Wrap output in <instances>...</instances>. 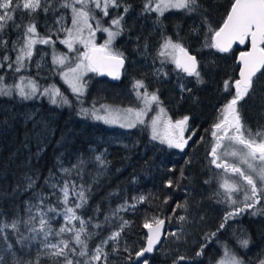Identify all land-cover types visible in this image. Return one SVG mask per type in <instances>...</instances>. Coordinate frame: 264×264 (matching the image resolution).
I'll list each match as a JSON object with an SVG mask.
<instances>
[{
    "label": "trees",
    "instance_id": "trees-1",
    "mask_svg": "<svg viewBox=\"0 0 264 264\" xmlns=\"http://www.w3.org/2000/svg\"><path fill=\"white\" fill-rule=\"evenodd\" d=\"M63 2L41 0L42 8L47 3L48 12L38 10L30 14L28 10L18 9L15 23L20 28L9 21L0 33V37L7 41L0 48V61L6 53L15 59L16 52L12 50V45L16 42L20 46L24 27L33 22L39 36L51 35L52 40L57 41L55 52L67 56V49L59 43L61 37L51 31L58 17L65 16L68 22L72 19L71 10L60 7ZM233 2L198 0L197 11L171 10L158 22L155 12L141 14L145 0H124L125 4L131 5V9L124 17V34L116 38L114 47L124 54L126 70L115 81L91 72L86 76V94L79 101L61 75L72 62H66L63 68L53 64V47L50 45L37 43L31 63L20 73L8 70L7 65L0 69V74L5 76V84L19 83L21 75L31 77L42 88L56 86L71 102L70 107H58L46 97L24 101L15 94L11 98L0 97V255L4 256L7 264H16L17 261L28 264L37 259L39 264H53L52 259L44 255L43 233L29 230L33 226L39 228L38 223H25L28 220L26 204L35 203L33 192H49L44 181L50 171L59 175L58 162L71 166L80 156L89 158L104 150L105 159L109 162L107 171L97 183L91 184L87 205L77 210V214L86 221L92 218L89 231L97 233L89 241L90 253L118 223L113 220L111 225L106 224L104 217L111 209L128 202L136 207L120 213L129 221V227L121 234V248L126 244L133 257L137 250L146 245L145 221L163 219L167 221V233L175 232L179 237L166 235L161 247L146 256L149 264H173L180 256L186 259L178 261V264H218L223 258L225 245L244 264H259L264 259V198L255 208L228 220L224 228L217 231L224 216L234 206L219 202L220 197L216 195L217 192H224L221 185L230 172L212 163L210 152L215 140L211 133L221 115L220 109L235 94L234 82L239 79L240 69L238 57L240 52L249 49L250 44L235 46L229 52L222 53L204 47V42L209 35L208 25L218 30ZM94 12L104 27L109 26V20L115 14L113 9L109 10L108 17H102L99 10ZM98 33V42H101L107 34ZM162 33L173 41L179 37L184 46L198 57L199 71L204 81L202 84H198L193 77L178 79L177 72L173 71L175 66L170 63L163 69L168 73L167 77L155 74L156 69L161 67L157 54ZM37 62L40 68L36 67ZM261 72L264 73V69ZM136 80H143L148 91H157L162 105L172 118L179 120L185 115L190 117V127L195 131V136L184 150L153 141L147 124L122 129L78 115L81 101L83 107L99 106L104 102L140 105L133 92ZM180 83L191 92L182 93ZM237 107L242 123L251 129L253 135L258 131L264 133V75L259 73L253 78L252 89ZM225 159L222 157V160ZM97 170L95 164L88 165L84 177L86 186L90 181L88 173L94 175ZM181 172L184 178H181ZM26 176L36 181L34 188L28 191H25ZM238 179L241 181L240 177ZM169 180L172 187L167 186ZM255 181L257 188H260V180ZM140 196L145 197L143 202L138 203L133 199ZM241 197L243 193H237L234 199L239 202ZM97 207L99 212L95 211ZM252 212L256 214H250ZM180 216H184L185 220L180 221ZM14 220L18 221V230L10 226ZM61 223L62 218L53 221V229H58ZM97 223L102 227L93 228L92 225ZM214 232L216 236L207 242L203 255L197 256L196 253L206 243V236ZM21 236L29 239L21 242ZM244 238L250 239L247 249L238 242ZM57 239L49 237L52 242ZM111 249L112 244L109 243L105 248L109 253L107 264H141L135 258L128 260V254L122 250L113 253Z\"/></svg>",
    "mask_w": 264,
    "mask_h": 264
},
{
    "label": "snow or ice",
    "instance_id": "snow-or-ice-1",
    "mask_svg": "<svg viewBox=\"0 0 264 264\" xmlns=\"http://www.w3.org/2000/svg\"><path fill=\"white\" fill-rule=\"evenodd\" d=\"M60 7L71 10L72 27L65 28L63 26L64 17L61 16L57 21L61 26L56 30L55 34L58 36L61 32L66 33L67 38L59 40V43L66 45L69 51H77L78 53L75 66L68 67L67 71L61 72V75L79 101L87 90V81L84 80V76L87 73L107 74L113 79H120L121 69L125 64V57L122 52L113 48V43L117 37L124 34L123 21L131 9V5L125 4L124 0H64ZM198 7V0H145L141 14L155 12L159 22L160 18L170 10H185L187 13H192L197 11ZM18 9L28 10L30 14L38 10L49 11L47 3L42 8L41 0H24V2H21V0H0V33L7 27V22L9 21L13 22L14 27L20 28V25L15 23V12ZM110 9L115 10V14L109 20V26L104 27L101 24V20L97 19L94 10H99L102 17H108ZM120 9H123V11L121 12ZM93 23L95 27H93ZM205 23H207L206 20ZM98 31L107 33V39L100 45L95 43V34ZM85 32H87L86 37L84 35ZM208 33L204 47L216 49L222 53L229 52L234 44H250L249 51H242L239 54L242 68L239 72L240 79L234 82L235 94L220 109L221 115L218 122L213 125L211 133L215 138V143L210 152L213 157L212 163L217 168L237 174L241 178V182L232 184L225 180L221 187L226 191L216 193L220 197L219 202H226L229 206H234L224 216L223 223L217 229L219 231L224 228L228 220L255 208L260 203L261 198H264V133L258 131L253 135L251 129L246 128L242 123L237 107L238 103L252 89L253 78L257 76V73L264 75L261 72L264 69V0H234L223 25L218 30H214L211 25H208ZM23 37L20 46H17L16 42L12 45V50L16 52L15 59H12L6 53L2 61H0V69H4L5 65H7V69L15 73L26 70L31 63L34 46L37 43L52 46L53 64L58 65L60 68L65 66L68 57L55 52L54 45L57 41L52 40L51 35L40 37L34 22L24 27ZM74 43L83 45L85 50L79 52L78 49H74ZM6 44L7 41L0 37V48ZM144 47L146 49L147 44ZM157 56L161 67L156 69V75L167 77L168 73L163 71V69L166 64L170 63L175 66L173 71L177 72L178 79L183 80L186 77H193L198 84L204 82L199 71V61L195 55L189 52L179 37H177L176 41H173L170 36L162 33V43ZM26 60L28 61L27 64L25 63ZM36 67L40 68L39 62H37ZM18 79L19 83L5 84V76L0 74V97L11 98L15 94L22 101L46 97L51 104L58 107L71 106V102L56 86L52 85L42 88L35 79L23 75L19 76ZM179 88L182 93L191 92V89L185 88L183 83L179 84ZM141 89H143V92L140 91ZM225 90H228L227 81L225 82ZM133 92L143 107L139 109L131 107L113 108L108 105H101L100 108L95 105L83 107L81 101L78 115L85 119L91 118L96 121H102L106 125L118 126L122 129H133L138 125H145L144 117L151 110V106L153 104L159 106L162 102L157 91L150 93L147 90L143 80L134 82ZM164 111L163 107H159L158 114L151 119V139L153 141L158 140L160 144H166L169 148L183 150L187 146L188 141L195 136V131H192L185 138L190 117L185 115L182 119L175 122L171 118L162 121L161 114ZM161 128L163 129L162 131ZM245 133H247V136ZM225 139L234 145L241 146V149L239 151L226 152L222 155L238 156L243 163L248 165V169L251 170L252 174H248L241 168L229 164L227 160H222V155L218 154L217 150L221 148L222 141ZM105 156L106 150L99 154L94 153L89 158L80 156L71 166H64L58 162L57 171L59 175L50 171L49 176L44 181L49 192L47 194L42 191L33 192L35 203L28 202L26 204L28 220L25 223L26 225L33 222L38 223L39 228L33 226L29 230L43 233L42 247L45 250L44 255L50 257L53 264H100L101 261L107 264L109 253L105 251V248L109 243L112 244L111 251L113 253L122 250L128 254V260L135 258L140 260L141 264H149L145 254L152 253L156 249V246L161 243L162 235H171L179 239L175 232H162V226L165 223L163 219L155 218L153 222L145 221L143 227L148 229L149 232L147 244L137 250L133 257L130 248L126 244L121 248V234L126 227H129V221L125 220L120 213L134 210L136 207L135 204L125 202L118 205L115 209H111L109 214L104 217L106 224L111 225L113 220L118 223L115 229L102 239L91 250V253L89 252V241L97 233L89 231L92 218L89 217L86 221L82 215L77 214V210L87 205L92 191L91 184L97 183L99 178L106 173L109 162L105 159ZM255 161L259 162V167L254 166L253 162ZM89 164H95L98 170L94 175L88 173L90 181L86 186L84 177ZM253 174L260 180V188H257ZM181 178H184L183 172H181ZM25 179L27 180L25 191L33 189L36 181L31 176H26ZM205 183H208V181H205ZM167 186H173L171 180L167 182ZM234 193H243V198L238 202L233 198ZM133 199L139 203L143 202L145 197L140 196ZM177 207H180V205H177ZM95 211L99 212V207ZM257 211H260V209H257ZM250 214L255 215L256 213L252 212ZM60 218H62L61 226L54 230L52 222ZM178 219L184 221L185 217L180 216ZM17 225L18 221L14 220L10 226L18 230ZM4 227H8V225H4ZM92 227L98 229L102 226L97 223L92 225ZM53 236L58 238L56 242L49 240V237ZM215 236V232L206 236V243L196 253L197 256L203 255L207 242ZM20 239L23 242L29 238L21 236ZM31 239L34 240L35 237H31ZM238 242L242 248L247 249L250 239H239ZM142 257L144 258L143 260H141ZM185 259L186 257L180 256L173 261V264H178V261ZM0 264H7L3 255H0ZM16 264H22V262L17 261ZM28 264H39V259L34 262L30 261ZM218 264H244V261L225 245L223 258L218 261ZM259 264H264V259H261Z\"/></svg>",
    "mask_w": 264,
    "mask_h": 264
},
{
    "label": "rangeland",
    "instance_id": "rangeland-1",
    "mask_svg": "<svg viewBox=\"0 0 264 264\" xmlns=\"http://www.w3.org/2000/svg\"><path fill=\"white\" fill-rule=\"evenodd\" d=\"M22 2H24V0H22ZM77 7H79V5H77ZM173 10H176V9H173ZM171 11V10H170ZM169 12V11H168ZM168 12H166V13H168ZM165 13V14H166ZM157 14V13H156ZM64 17V20H63V26L65 27V28H71L72 27V24H71V21L70 22H68V21H66V17L65 16H63ZM60 19V17H58L57 18V20H56V22H55V25H54V27L51 29V31L52 32H54V33H56V30L61 26L60 24H58L57 23V21ZM93 27H95V24L93 23ZM107 34V33H106ZM59 35V37H61L60 38V40H62V39H65V38H67V36H66V33H64V32H61V33H59L58 34ZM84 35H85V37L87 36V32H85L84 33ZM98 35H99V33L98 32H96V34H95V43L97 44V45H100V44H103L104 43V41L107 39V35H105V36H103L102 38H103V40L101 41V42H98ZM65 46V48L67 49V47H66V45H64ZM113 48L115 49V47H114V43H113ZM74 49H78L79 50V52H83L85 49L83 48V45H81V44H79V43H74ZM67 51H68V53H67V57H68V60H67V62H72V63H70L69 65H68V67H74L75 66V62H76V57H77V55H78V53H77V51H69L68 49H67ZM60 53V52H59ZM68 67H66L65 68V70L64 71H67V69H68ZM91 72H89V73H87L85 76H84V80L86 81V76L88 75V74H90ZM148 90V89H147ZM141 92H143V89H141L140 90ZM150 92V91H149ZM151 93V92H150ZM85 94H86V92H85ZM84 94V95H85ZM138 102H140V101H138ZM101 105H108V106H111V107H113V108H128V107H131V108H134V109H139V108H141V107H143V105L141 104V102H140V105H138V106H132V105H118V104H115V103H109V102H104V103H101V104H99V106H96L97 108H100V106ZM159 107H163V109L165 110L164 111V113L163 114H161V120L162 121H166L168 118H171V120L173 121V122H175L176 120H174L173 118H172V116L169 114V112H168V110L165 108V106H163L162 105V103H161V105H159V106H157L156 104H153L152 106H151V110L150 111H148L147 112V115L144 117V119H145V124H147L149 127H150V124H151V119L152 118H154L157 114H158V110H159ZM103 114V113H102ZM99 122H101V123H103L102 121H99ZM109 126V125H108ZM189 128V127H188ZM151 129V128H150ZM163 129L161 128V131H162ZM214 138V137H213ZM214 140H215V138H214ZM158 141V140H157ZM159 142V141H158ZM166 145V144H165ZM188 145V144H187ZM186 148V147H185ZM184 148V149H185ZM183 149V150H184ZM241 149V146H239V145H234V144H232V143H230L227 139H225L224 141H222V146H221V148H219L218 150H220V151H218V152H220V155H222V154H224V153H226V152H231V151H239ZM222 157H226L227 158V162L229 163V164H232V165H235V166H237V167H239V168H241L243 171H245L246 173H248V174H252L251 173V170L250 169H248V165L247 164H245V163H243L240 159H239V157L238 156H231V155H222ZM226 160V159H225ZM254 163V166L255 167H259V162L258 161H255V162H253ZM238 175L237 174H234V173H231L230 172V176H228V178H226L225 180H227L228 181V183L229 184H232V183H239V182H241L239 179H238ZM257 179L258 180V177L255 175V174H253V179ZM238 179V180H237ZM254 179V180H255ZM224 182V181H223ZM246 183V182H245ZM223 184V183H222ZM223 190L224 191H226L224 188H223ZM236 194L237 193H234L233 194V198H235V196H236ZM242 198V197H241ZM70 203H71V201H70Z\"/></svg>",
    "mask_w": 264,
    "mask_h": 264
},
{
    "label": "water",
    "instance_id": "water-1",
    "mask_svg": "<svg viewBox=\"0 0 264 264\" xmlns=\"http://www.w3.org/2000/svg\"><path fill=\"white\" fill-rule=\"evenodd\" d=\"M245 45V44H244ZM244 45H239V44H234L233 46H232V48L233 47H235V46H244ZM189 50V49H188ZM250 50V45H249V49L248 50H246V51H249ZM189 52L192 54V55H195V54H193L190 50H189ZM196 56V55H195ZM196 58H197V60L199 61V59H198V57L196 56ZM238 62H239V64H240V69L242 68V64L240 63V61H239V57H238ZM126 66H127V60L125 59V64H124V67L121 69V75L123 74V72L125 71V69H126ZM240 69H239V72H240ZM263 70V69H262ZM261 70V71H262ZM259 73H257V75H258ZM103 78H107V79H109V80H117V79H113L111 76H108L107 74H104V75H101ZM239 79H240V76H239ZM165 221V220H164ZM146 232H147V236L149 235V232H148V229L146 230ZM162 232L163 233H167V221H165V223H164V225L162 226ZM165 237H166V235H162L161 236V243L160 244H158L157 246H156V249L153 251V252H155L157 249H159L160 247H161V245L163 244V242H164V240H165ZM146 244H147V242H146ZM146 246V245H145ZM152 252V253H153ZM149 254H151V253H146L145 254V257L146 256H148ZM144 258L142 257L141 258V260H143Z\"/></svg>",
    "mask_w": 264,
    "mask_h": 264
},
{
    "label": "flooded vegetation",
    "instance_id": "flooded-vegetation-1",
    "mask_svg": "<svg viewBox=\"0 0 264 264\" xmlns=\"http://www.w3.org/2000/svg\"><path fill=\"white\" fill-rule=\"evenodd\" d=\"M99 76H101L100 74H98ZM102 77V76H101ZM103 78V77H102ZM170 114V113H169ZM174 119V118H173ZM174 120H176V119H174ZM180 120V119H179ZM177 121V120H176ZM188 130L185 132V138H187L188 137V135H189V133H191L192 132V129H191V127H190V120H189V122H188ZM192 139H194V136L192 137ZM190 141V140H189ZM189 141H188V143H189Z\"/></svg>",
    "mask_w": 264,
    "mask_h": 264
}]
</instances>
